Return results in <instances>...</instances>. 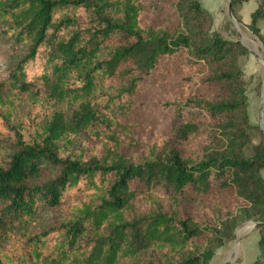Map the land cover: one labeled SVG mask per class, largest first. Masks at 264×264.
I'll return each mask as SVG.
<instances>
[{"label": "trees", "instance_id": "16d2710c", "mask_svg": "<svg viewBox=\"0 0 264 264\" xmlns=\"http://www.w3.org/2000/svg\"><path fill=\"white\" fill-rule=\"evenodd\" d=\"M244 1L230 0L238 21ZM250 16L264 46V0ZM0 20V45L23 49L0 80L3 118L31 100L13 151L0 144L1 242L66 207L24 240L34 264H208L240 222L264 221V131L237 61L247 48L209 31L200 0H0ZM178 73L184 95L160 103L168 133L125 153L142 84ZM257 228L249 264H264Z\"/></svg>", "mask_w": 264, "mask_h": 264}, {"label": "rangeland", "instance_id": "374dc122", "mask_svg": "<svg viewBox=\"0 0 264 264\" xmlns=\"http://www.w3.org/2000/svg\"><path fill=\"white\" fill-rule=\"evenodd\" d=\"M203 8L208 10L212 16V25L210 32H218L223 38L230 40H239L246 48L247 52L238 56V63L245 79V92L248 98V115L251 124L259 125L264 131V46L259 38L252 33L249 28L252 12L258 7L259 0H246L235 8L236 15L231 19L227 12L228 0H200ZM4 21L0 20V33ZM261 34L264 35V17L257 22ZM1 38V35H0ZM23 54V49H6L0 45V80L4 79L8 70L16 65ZM171 64H175L172 62ZM181 73L168 75L163 81H151L142 84L140 95L142 104L134 114L133 131L139 142L136 146H126L123 149L125 153L136 154L152 142L155 138L162 139L168 133L166 116H170L171 110L162 109L160 103L166 98L178 95L183 96L184 92L180 86ZM197 86L192 87L196 90ZM12 115L8 120L1 112H5L7 104L0 108V144L3 148V157H6L13 151L14 138L13 128L20 119H25L31 108V100L27 95L15 98ZM263 104V108H262ZM261 122V126H260ZM251 140L256 143L259 135L255 129L252 130ZM264 176V170L262 171ZM68 209H52L47 211L44 216L38 217L32 225L16 229L11 238L0 241V256L12 264H34L35 259L31 257L24 240L36 230H47V228L58 225L67 215ZM240 222L234 230V238L227 241L214 250V255L208 264H224L231 252L236 249L233 260L229 263L249 264L259 254L257 240L259 229L254 227L253 219Z\"/></svg>", "mask_w": 264, "mask_h": 264}, {"label": "water", "instance_id": "95a60500", "mask_svg": "<svg viewBox=\"0 0 264 264\" xmlns=\"http://www.w3.org/2000/svg\"><path fill=\"white\" fill-rule=\"evenodd\" d=\"M227 12H228V16H229L231 19H234L233 12H232V9H231V3H230V0H228V3H227ZM262 108H263V104H262ZM260 126H261V122H260ZM245 222H251V221H248V220H247V221H245ZM260 223H264V221H263V222H257V221H255V222L252 223V224H253L254 227H257L258 224H260ZM235 252H236V249L233 250V251L231 252L230 256H229L228 259L224 262V264H229V263L233 260L234 255H235Z\"/></svg>", "mask_w": 264, "mask_h": 264}]
</instances>
